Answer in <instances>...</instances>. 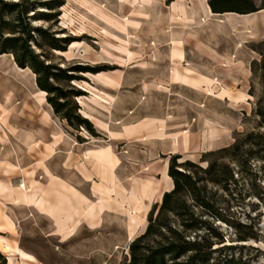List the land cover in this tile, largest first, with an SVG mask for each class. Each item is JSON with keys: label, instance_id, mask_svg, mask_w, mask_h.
Listing matches in <instances>:
<instances>
[{"label": "crops", "instance_id": "1", "mask_svg": "<svg viewBox=\"0 0 264 264\" xmlns=\"http://www.w3.org/2000/svg\"><path fill=\"white\" fill-rule=\"evenodd\" d=\"M76 2L105 24L100 33L124 35L111 33L117 40L105 49L109 55L131 56L128 46L136 39L131 30L148 27L155 75L147 82L140 75L115 80L93 75L79 110L99 135L78 140L54 113L35 74L19 67L12 54H0L5 264H120L123 248L145 229L152 206L172 188L170 155L191 157L227 144L250 98L255 52L248 45L264 37V9L212 13L207 0ZM122 142L136 146L115 154L114 145ZM126 158L144 166L140 175L128 177L125 165L132 163ZM8 166L17 173L9 178L10 189Z\"/></svg>", "mask_w": 264, "mask_h": 264}, {"label": "rangeland", "instance_id": "2", "mask_svg": "<svg viewBox=\"0 0 264 264\" xmlns=\"http://www.w3.org/2000/svg\"><path fill=\"white\" fill-rule=\"evenodd\" d=\"M7 1L15 2L16 0ZM33 1L42 4L38 6L36 13H54V19L50 21L30 19L32 26L47 28L55 37L70 36L73 39L72 41L78 42L73 47H69V43L64 51H56L46 45L38 48L32 44L35 51L42 53L45 63H52L59 68H66L76 64L99 68L102 69L99 71L100 76L108 77L112 80L121 75L125 77L140 75L145 76L147 82L149 76L155 75V68L150 63L153 54L151 46L154 44V34L148 27L135 31L131 30V34L136 36L135 45L128 46L131 56H127L126 53L120 51H118L120 53L109 55L105 49L113 48L110 44L115 43L117 40L111 33L121 37H124V35L117 32L114 33L112 30L108 34L100 33L101 27L106 28L105 24L100 22L96 14L89 13L87 7L79 5L76 2L77 0H55L61 6L54 8L49 5L53 0ZM253 1L254 3H260V6L264 2V0ZM44 4L48 5L45 6ZM31 14L33 13H29V15ZM10 17L8 16V18ZM82 31H84L83 34H81ZM263 40L264 37L254 40L248 45L250 49H252V46L258 47L262 53L260 54L252 49L255 52L254 60L260 61L262 55L264 58ZM37 41L43 44V40L39 36H37ZM258 43L260 44L258 45ZM117 59L121 60V65L115 64V61H118ZM69 72L74 74V78L69 83L60 81L59 84L64 89L73 86L84 92V94L73 98V102L79 106L88 97L89 94L85 89H89L88 84L96 73L74 70ZM131 86L127 87L131 88ZM247 86V94L250 95V98L243 102L246 111H242L241 121L238 127L230 133L227 144L199 151V153L193 154L194 156L191 157L183 156L178 160L189 159L194 162H200L203 153L206 151L226 147L235 142L238 145L237 149L225 154V161L230 159L233 168V177L228 182L227 188L209 185V197L213 206L211 209L212 213L205 216L210 227L217 235L214 238V247H217L214 257L221 260L232 259L229 264H264V126L260 124V117L255 113L258 105L264 107V86L261 82L258 66H256L255 73H252ZM158 87L164 89L165 84H158ZM144 92L148 93V90ZM79 109L77 112L82 115ZM65 124L71 133L78 137L89 136L85 129L69 126L66 121ZM250 133H252L251 136H248ZM134 146H136L134 143H118L114 145L113 152L120 155L121 152L125 153L127 150L134 149ZM125 161L132 163L125 165V169L128 168V177L140 175L139 173L144 170L143 165L132 161L130 158H126ZM201 164L205 165L206 163L202 162ZM15 175L17 176V173L8 166V189L13 184V180L9 178ZM20 179H22V176H20ZM111 198H114V196L109 198L112 201ZM241 237L247 238L246 240H240ZM121 253L120 264H128L127 246L126 249L123 248ZM2 255L0 252V264L4 262Z\"/></svg>", "mask_w": 264, "mask_h": 264}, {"label": "trees", "instance_id": "3", "mask_svg": "<svg viewBox=\"0 0 264 264\" xmlns=\"http://www.w3.org/2000/svg\"><path fill=\"white\" fill-rule=\"evenodd\" d=\"M172 1L165 0L167 4ZM207 4L212 13L245 14L264 9V2L257 8L253 0H207ZM40 5L42 4L33 0L15 2L0 0V54H12L19 67H28L35 74L36 84L40 90L46 92V100L54 113L64 119L69 126L83 128L88 134L98 136L93 123L77 112L79 106L73 102L74 97L84 92L73 86L64 89L59 82L69 83L74 78V74L69 72L72 70L99 73L102 69L81 64L59 68L52 63H45L42 53L35 51L32 44L38 48L46 45L50 49L64 51L73 39L70 36L55 37L47 28L30 24V19L46 21L54 19V13H36ZM49 5L53 8L61 6L55 0ZM37 36L42 38L43 44L37 41ZM251 48L262 54L258 47ZM256 66L264 86L263 55L260 61L252 60V73H255ZM255 113L260 117V124L264 126V107L258 105ZM77 139L81 140V137ZM237 148L235 142L226 147L206 151L200 162L189 159L178 161L182 158L180 154L170 155L167 174L172 180V188L163 192L160 202L152 206L145 229L129 243L128 264L231 262L232 259L221 260L214 257L217 251V247H214V238L217 235L205 216L212 213L213 206L209 197V185L227 188L233 177V168L230 159L225 161L224 158L226 153ZM202 162L206 164L202 165ZM246 238L241 237L240 240ZM2 264H5V261Z\"/></svg>", "mask_w": 264, "mask_h": 264}, {"label": "bare ground", "instance_id": "4", "mask_svg": "<svg viewBox=\"0 0 264 264\" xmlns=\"http://www.w3.org/2000/svg\"><path fill=\"white\" fill-rule=\"evenodd\" d=\"M23 186V184H21V187Z\"/></svg>", "mask_w": 264, "mask_h": 264}, {"label": "built area", "instance_id": "5", "mask_svg": "<svg viewBox=\"0 0 264 264\" xmlns=\"http://www.w3.org/2000/svg\"><path fill=\"white\" fill-rule=\"evenodd\" d=\"M21 180V179H20Z\"/></svg>", "mask_w": 264, "mask_h": 264}]
</instances>
